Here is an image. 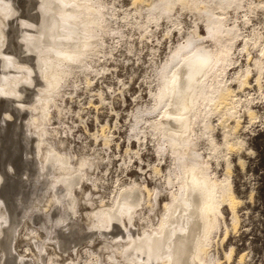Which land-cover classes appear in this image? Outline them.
<instances>
[{
    "label": "rangeland",
    "instance_id": "rangeland-1",
    "mask_svg": "<svg viewBox=\"0 0 264 264\" xmlns=\"http://www.w3.org/2000/svg\"><path fill=\"white\" fill-rule=\"evenodd\" d=\"M6 1L8 5L11 4L10 7L12 8L8 10V14L12 15H9L8 25L5 26V34L10 37L11 45L9 46L10 48L0 47V65L10 68L11 65L13 66L12 59H17L18 55H21L22 59L26 58L22 56L21 48L26 47L27 49H23V52L29 54L33 49L31 47L43 46L41 43L37 45L33 43L20 45L16 41H19V38L21 42H24L22 39L29 41L28 35L29 37L37 35L36 37H41L44 41V36H41V32H43L42 22L44 21L42 17H45V19L47 18L48 13H45L44 8L51 0ZM101 1L103 2V0ZM151 1L152 0H143L142 3H134L133 0L104 1L106 4L105 10L107 11L109 7L111 8L108 10L109 18L112 17L108 22V24H110L109 28H111L113 23V29L111 28L113 32L109 31L106 34L108 39L106 36L104 37L106 39H104L105 41L100 48L105 50H100L101 52L94 57V59L97 58V61L96 59L92 61V63L94 62V66L92 64V70H90L91 68L86 69L83 74L82 71H80L75 74V77L74 75H70L66 85L62 82L64 86L61 90L64 92L62 91L61 93L63 94L57 99L56 103L58 109L52 107L50 104V114L48 117H44L45 112H40L41 110H39L37 106L38 101V103L42 102L43 104L47 100L45 93L48 91H46V89L50 88L49 84H51L49 80L45 79L43 72L39 71V63L42 59L40 52L37 54L36 61L38 63V71L40 72L38 73L39 79H33L30 85L25 83V86L21 88L23 90L25 89V95L23 94V97L20 98L22 101H15L14 103L15 107L18 109L21 108V106L25 108L24 113L26 115L23 116L21 129L16 127L20 122V120L16 118V116L18 117L17 111H15V109H10L11 106L7 101H0V116H2V118L3 116L7 117L6 122L0 119V162H11L17 166L18 172L20 173L18 174L19 179L15 181H12L10 178L8 179L9 184L5 192L9 202L11 203L13 201L11 203V208L15 211L16 220L14 223L15 231L11 235L10 241L5 244V246L7 245L9 247L11 242L10 249L7 246L4 249L0 247V264H36L35 262L37 261H41L40 264H61L60 262L50 263L48 257L53 251L60 252L61 249L66 247V252L62 254L65 256H63L65 259L67 257H72L75 264H92L96 257L91 251H95V249L101 245L104 236L102 231L100 233L98 232V235L96 233L94 240L92 239L91 241L88 239V234L92 232L89 223H92L94 220L96 222V219L93 218L91 222L87 221L83 211L84 209L90 211L91 205L85 203V199L93 198L96 200V204L99 198H105L106 201L110 199L111 201V198L113 199L116 193L120 192L123 188L131 187L135 184L142 185L144 183L147 188L154 189L157 184L161 183L168 187L167 189L170 188L171 185L167 184V182L165 183V178L168 173H170L169 168L172 166L171 157L168 156V154L159 156V154L155 152L156 139H154L150 133L146 135V128L141 129L144 120L134 124L136 119L135 114H140L144 118L148 116L145 110L155 103V99L151 96L153 91H157L158 69H160L162 62L170 57L169 54L172 52L171 50L177 47L178 44L184 42L189 34L202 35L206 31L201 20L197 21L194 12H188L187 9H181L177 5L171 12L172 14L170 13V18H160L157 20V23L156 21H152L153 23L150 21L145 24V15L148 11L149 3H152ZM244 2L243 8H239L236 11L232 9L229 10L228 23L236 22L235 24L239 26L242 34L244 32L243 36L258 35L260 36V40L258 46L257 44L252 45L251 42L248 44V54L246 49L242 50L244 41L242 42L241 39L235 41L232 55L235 63L229 65L225 72V76L229 77V81L234 91H236V99H239V103L236 106V116L239 117L240 125H238L239 127L237 126V128H233V130L231 127H228L231 130L228 128L226 129L224 124H221V121L219 125L220 115L214 114L211 119L212 125L214 126L210 133L218 146L217 157H215L218 159L215 160L212 158V160H210V157H207V151L203 144L200 146V150L203 152L199 150L204 159L209 160L211 166L210 170L217 178L223 179L226 176V172L229 173L230 171L229 180L231 182V188L235 197L240 201V203L238 201V205H236L235 209L237 213V222L235 224L232 223V213L228 205H221L223 218L220 220L219 230L217 233L213 234V246L211 247L212 253L219 259L220 264H264V54L261 55L259 53L260 51H258L260 49L259 45L263 43L261 49L264 52V0H244ZM43 4L45 5L43 6ZM147 4L148 6H146ZM2 7L3 4L0 1V8ZM39 13L40 15H38ZM245 19H248V21ZM142 21L144 22L143 26H141ZM144 25L147 26L146 29ZM56 26L57 25L53 26L54 28L52 27L53 29L51 31L54 36L55 33H57L55 30H57L56 28L58 26ZM137 26H139V28ZM118 29L120 31H118ZM117 32L120 34L118 37ZM108 40L109 44L107 42ZM205 44L210 45L211 43L205 42ZM108 45L111 46L109 47ZM102 53L105 54L101 56ZM14 56L16 58H13ZM98 58H101L100 61H98ZM257 59L262 60L263 67L260 70V74H258V67H256L254 62V60ZM12 66L11 69H13ZM16 70L18 72L22 71V69ZM247 70H249L250 74L248 77V86H243L242 89H240L239 84L236 82L234 83L233 80H235L234 78L237 74L244 76ZM2 73L0 68V87L9 83L8 85H11L13 88L15 84L10 81L12 78H9V76L11 77L12 75L13 77L18 74L14 72L9 73L7 71H5V75H2ZM36 75L37 74L34 73L33 77ZM258 75L260 76L259 82H256V77ZM85 77L88 79L86 80ZM12 83L14 85H12ZM34 86L36 89H33ZM22 102L26 104L24 103L23 105ZM19 105L21 106L19 107ZM247 108L253 111L256 115L255 118L250 119L248 114L244 113ZM38 112L42 115H39ZM24 113L21 112L22 115ZM36 115L43 117L39 118ZM32 118L38 119V122L41 120L42 122L40 121L38 124L40 125L42 123L41 125L44 127V131L47 132L42 133L43 135L39 133L36 134L35 140L37 145L33 144V152H35L37 156L40 153L44 155V147L49 145L52 146V150L48 156H50L49 160H54V167L51 165L49 171L51 172V176L55 177V179L57 178L59 180L62 178L61 180L64 181L57 183L56 193L66 196L67 193H69V198L72 202V208L69 210L75 212L74 215H69L70 218L67 217L62 221L58 220L59 216H65L67 208H63L57 202H54L47 212L35 207L36 202L45 204L47 196L51 195L53 197L55 189L50 186L48 181H45L46 177L48 180L45 168L40 169L39 164L36 165L37 167L31 166L29 163L27 164L30 159V153L27 152L30 149V144L26 143L25 135L28 134L26 125L28 124L27 126L29 128L31 126V130L36 131L38 129L35 125L33 127V125L30 124ZM146 125L147 123H145L144 126ZM139 126H141V128ZM223 128L225 129L223 130ZM50 129L53 130L55 134H50L48 132ZM223 132H228L229 136H227V133L224 135L225 133ZM60 136L64 140L63 144L60 143ZM151 137L154 139L153 141ZM226 138L232 143L231 145H225ZM38 140L40 141L39 143ZM41 140H44L43 143ZM239 142H242L241 145H236ZM241 146L242 149L240 150ZM203 147L204 149H202ZM226 147H229L228 150ZM25 156L28 157V160H25ZM59 157L60 159L63 157V159H61L62 161L64 160L65 163L67 161L68 165H73L72 167H76L75 169L78 170V173L68 178L69 180L71 178L73 182L72 185L67 183L69 180L67 177L61 176L62 171L57 168L62 162ZM226 160L229 161L231 170L230 168L229 170L225 169ZM26 171L30 174V179L27 178L25 180ZM157 171H159V173ZM82 172L88 173V177L83 176ZM170 175L172 176L173 174L171 173ZM75 179H78L75 181L77 182L76 184L74 182ZM39 180L40 182H38ZM43 182L45 184H43ZM134 190L136 198H138L140 196L138 187L135 186ZM26 191L27 193H25ZM165 192L166 190L160 193V195L156 192L153 193V197L157 196L159 199L160 205L155 211L164 209V202L168 201V196ZM139 200L137 199L139 204L136 207V210H138L136 214L133 212L134 214H132L131 217L124 214L120 218L121 221H116L117 227L119 226V228L122 229L123 225L130 227L133 224L139 227L141 224L140 222L144 223L140 218L145 215L148 209L143 208V212L140 213L142 204L140 197ZM29 202L32 204L30 205ZM55 205L56 209L54 210ZM17 212L22 217L17 215ZM37 212L41 216L38 215ZM118 223L121 224L119 225ZM128 223L132 225L129 226ZM154 223H157V218L154 220ZM28 225H30L32 229H29ZM59 228H62L61 231H59ZM225 228H227V234L225 233ZM0 235L1 243L5 239L3 238V234ZM55 238L57 240H55ZM77 239L81 240L80 243L76 242L78 241ZM33 242L35 245L32 244ZM37 245L39 247L38 249H36ZM230 250V258H228ZM34 253L38 256L39 260L34 259ZM102 255L106 259L105 252H102ZM241 255L242 258L240 259ZM88 261H90V263ZM104 261L106 264H114L107 259Z\"/></svg>",
    "mask_w": 264,
    "mask_h": 264
},
{
    "label": "bare ground",
    "instance_id": "bare-ground-1",
    "mask_svg": "<svg viewBox=\"0 0 264 264\" xmlns=\"http://www.w3.org/2000/svg\"><path fill=\"white\" fill-rule=\"evenodd\" d=\"M0 1L3 4V7L0 8V47L7 48L11 45V43L10 37L5 34V26L8 25V17L10 15L8 14V10L12 8L10 7L11 4L8 5V2L6 0ZM104 1L105 0H103V2L101 0H51V2H47L48 4L45 7L46 10L43 7L45 13H48V16L46 19L45 17H42L44 18L42 19L44 21H41L43 24L40 22L42 24L43 31L41 32V36H44L46 40L44 39L43 41L41 37H36L37 35L29 37L28 34H25L28 35L27 37L30 39L29 41L22 39V41L24 42H21L20 38L18 39L19 41H16L20 45H27L29 43H33L36 45L40 43L43 44L42 47H31L33 49L31 50V53L28 52L29 54L23 52V49H25L26 47L21 48L23 52H21V54H23L22 56L26 57L24 59H22L21 55H18L17 57V54L14 52L16 54L15 56L17 57V59H12L13 66H11L13 69H11V66L9 68L8 66L5 67L3 65H0V68L3 72L2 75H5V71L9 73L14 72L18 74L13 77L12 75L11 77L9 76V78H12L10 79V81L15 84L13 88L11 85H8L9 83L0 87V101H7L8 104H10L11 106L10 109H15V111H17L18 113V117L16 116V118H18L20 122L17 124L16 127H18L19 129L22 128L23 116L26 114L24 113L25 108L19 105V107L21 106V108L18 109L17 107H15L14 103L15 101L19 102V100L22 101V99L20 98L23 97L22 95L24 94L25 89L23 90L21 88L25 86V83L29 85L32 84L33 79H39V71H42L45 79L51 82V84H49L50 88H48L49 85L47 84L48 89H46V91H48L45 93V97L49 102L47 100L43 104L42 102H37V106L39 110H41L40 112L44 111V117H48L50 114V104L52 105V107L58 109V105L56 102L58 97L63 94L61 93L63 91L61 90V88L66 85L69 80V76L74 75L75 77V74L80 71H82L83 74V72L89 68H91L90 70H92V64L94 63H92V61L95 59L97 61V58L94 59V57H96L101 52L100 50L102 49L100 48L105 41L104 39L107 38L106 34L109 31H112L113 29V23L111 25L112 29L109 28L110 24H108L109 20L112 18H109L108 16V10L111 8L109 7V9L106 11V4L104 3ZM142 1L143 0H133L134 3H142ZM151 2L152 3H149V6L148 4L146 5L148 6V11L145 15V24L150 21L151 23H153L152 21H156L157 23V20L160 18H170L172 14L171 12L177 5L181 9H187L188 12H194L197 21L201 20V22L204 24L203 27L206 32H204V34L202 35H188L186 32V34L188 35L185 38L186 40L181 44H178L177 47L171 50L172 52L169 54L170 57L163 61L162 65L160 66V69H158L159 72L157 73V91H153L154 93L152 92V96L150 93V96L155 99H153L155 103L153 104V106L148 109L146 108L145 110V112L148 113V116L144 118L140 114H135L136 119L134 124L139 123L141 120H144V124H142L143 126L141 125L142 128L141 126L139 127L141 129L146 128V135L147 133H150V135L154 137V139H156L155 152H157L159 156H162L163 154H168V156L171 157L172 166L171 168H169L170 173H168L167 177L165 178V183L167 182V184L171 186L169 189H167L168 187L160 183L157 184L154 189H149L144 183L142 185H138L133 182L135 184H133L134 186L125 188L122 187L123 189L120 192L116 193L113 199L111 198V201L110 199L106 201L105 198H99L98 203L96 204V200L93 198H87L85 199V201L83 200L85 203H89V205H91L90 211L87 209H84L83 211V213L86 215L87 221L91 222L93 218L96 219V222L94 220L92 221V223H89L92 232L88 234V239H90L91 241L92 239L94 240V236L96 235V233L98 235V232L100 233L102 231V234L104 236H102L103 241L101 245H99L97 249H95V251H91L95 254L96 257L95 261L93 260L94 263L92 264H106L104 261L106 259L112 261L114 264H220L219 259L212 253L211 247L213 246V234L217 233V231L219 230L220 220L223 218L221 205H228L232 213V223L235 224L237 222V213L235 209L236 205H238L239 200L237 199V197H235L231 188V182L229 180L230 171L229 173L226 172V176L223 179L217 178L215 174L210 170L211 166L209 160L204 159L201 153L203 151L200 150V146L202 144L204 145L207 151V157H210V160H212V158H214L215 160L218 159L215 158L217 157L218 146L210 133L214 126L211 122V119L213 118L212 116L214 114L220 115L219 125L221 121V124H224V127H226V129L228 127H231L233 130V128H237V126L240 125L239 117L236 116V106L239 103V99H236V91H234L233 86L229 81V77L225 76V72L229 65L235 63V60L232 58L235 41L239 39H241L242 42L244 41V46L242 50L246 49V52L248 54V44L251 42L252 45L257 44L258 46L260 36H243L244 32L242 34L239 26L235 24L236 22L228 23L229 10L232 9L236 11L239 8H243L242 6L245 3L244 0H152ZM44 5L45 4H43V6ZM38 15H40V13ZM246 21H248V19ZM144 22H141V26H143ZM55 25H57L58 27L56 26L57 30L55 31H57V33H55L54 36L51 31L54 28L53 26ZM144 26V28L146 29L147 26ZM137 27L139 28V26ZM118 31L120 30L118 29ZM119 35L120 34H118L117 37ZM105 36L106 38H104ZM107 42L109 44V40ZM205 42H210L211 44L206 45ZM108 46L110 47L111 45ZM259 46L260 49L258 48V51H260L259 53L263 55L264 52L261 49L263 43H261ZM39 52L41 54L42 59L40 60V70L38 71L39 68L37 67L38 63L36 61L38 56L37 54ZM104 54L105 53H102V55H100L103 56ZM15 56L13 58H16ZM100 59L98 58V61H100ZM254 62L256 67H258V74H260V70L263 67L262 60L257 59L254 60ZM16 69H22V71L18 72ZM34 73L37 74L35 77H33ZM249 75V70L246 71V74L244 76L237 74L233 82L238 83L240 89H242L243 86H246L248 84ZM87 77H85L86 80L88 79ZM259 77V75L256 77V82H259ZM62 82L64 85L62 84ZM13 83L12 85H14ZM34 88L35 86L33 87V89ZM21 112L24 114L22 115ZM40 112H38L39 115H42L40 114ZM244 113H247L250 119L256 117L253 111H251V109L249 108L245 109ZM39 115L36 116L39 117ZM34 118H32L30 124L33 125V127L35 125V127L38 128L36 131L31 130V126L29 128L27 126L28 124L26 123V131L28 134H26L25 137L26 143L30 144V149L28 147L29 150L27 151L28 153H30V159H27L28 157H26V153L25 160H28L27 164L29 163L31 166L37 167L36 165L39 164L40 169L45 168L48 176V180L46 177L45 181H48L50 186L55 189V194L53 197L51 195L47 196L45 204L41 202H36L35 207L47 212L50 206L54 202H57L63 208H67L65 216H59L58 220L62 221L67 217L70 218L69 215L71 214L72 216L75 214V212L69 210L72 208V202L69 198V193H67V196L63 194L58 195L56 193L57 183L63 180H61L62 178H60L59 180L57 178L55 179V177L51 176V172L49 171V167L51 165H54V160H49L50 156H48L50 151L52 150V146L45 145L46 147H44V155L40 153L37 156V154L33 152V144L37 145L35 140L36 134L39 133L41 135L42 133L46 132L44 131V127L41 125L42 123L40 125L38 124L41 120L38 122V119ZM6 120L7 117L3 116L2 121L6 122ZM145 123H147L146 126H144ZM224 129L225 128H223V130ZM48 132L50 134H55L53 133L54 131L51 129L50 131L48 130ZM228 132H226L227 136H229ZM226 133L224 135H226ZM154 139H152V141ZM39 142L40 141L38 140V143ZM60 143H64V140L61 136ZM241 143L242 142L235 144L239 146L241 145ZM231 144L232 143H230L226 138L225 145L229 146ZM204 147L202 149H204ZM228 148L229 147H226L227 150ZM241 149L242 146L240 150ZM61 159H63V157ZM66 163L63 160L60 165L57 166V168L62 171L61 176L67 177L68 179L72 175L78 173V170L75 169L76 167L73 168V165H68V163L66 165ZM225 165V169L229 170V161L226 160ZM157 172L159 173V171ZM25 173L26 174L24 179H30V174L27 171ZM171 173L173 174V177L170 175ZM18 174L20 173L18 172L17 166L12 164L11 162H0V234H3V238L5 239L0 243V247H2L3 249L7 246H5V244L10 241V238L12 237L11 235L15 231L14 223L16 220L15 211L11 208V203L13 201L11 203L9 202V200L7 199L8 196L6 197L5 192L7 191L6 188L9 184L8 179L10 178L12 181H15L19 179ZM82 175L87 176L88 173L82 172ZM77 180L75 179L74 182ZM38 182H40V180ZM67 183H69L70 185L73 184L71 178ZM76 183L77 182H75V184ZM43 184L45 183L43 182ZM135 186L138 187V191H140L139 197L142 202V204L140 203V213L143 212V208H147L148 211L145 210V215L140 218V220L142 219L144 223L140 222L141 224L139 223V227H137L138 225L136 226L130 223V225L133 226L132 227L128 223L130 227L123 225V228L121 229L119 228V226L117 227L116 221L120 220V218L124 214L129 215L131 217V215L134 214L133 212H135L136 214V211H138L136 210V207L139 204V202L137 201V199L139 200V197L136 198V193L134 190ZM164 190H166L165 193L168 196V201H163V210L155 211V209L160 205L159 199L157 198V196L153 197V193L156 192L158 193V195H160V193H162ZM25 193H27V191ZM31 202H29L30 205L32 204ZM55 209L56 205L54 206V210ZM17 215H19V213ZM38 215L40 214L38 213ZM156 218L157 223H154V220ZM28 228L32 229L30 225H28ZM61 229L59 231H61ZM226 232L227 228H225V233ZM55 240L57 239L55 238ZM80 241L81 240H78L76 242L80 243ZM34 242L32 244H34ZM10 247L11 242L8 248L10 249ZM38 248L39 247L37 245L36 249ZM66 250L67 247L61 249L60 252L53 251L48 257L49 262H60L61 264H75L73 262L72 257H67L65 259V256L62 255L66 252ZM102 252H105L106 259L103 257ZM230 254L231 250L228 255V258H230ZM33 257L34 259H38V256L35 253L33 254ZM241 258L242 255L240 256V259ZM37 262L35 263L37 264ZM40 262H38V264H40ZM42 262L44 263L43 260ZM88 262L90 263V261Z\"/></svg>",
    "mask_w": 264,
    "mask_h": 264
},
{
    "label": "snow or ice",
    "instance_id": "snow-or-ice-1",
    "mask_svg": "<svg viewBox=\"0 0 264 264\" xmlns=\"http://www.w3.org/2000/svg\"><path fill=\"white\" fill-rule=\"evenodd\" d=\"M0 119H2V116H0Z\"/></svg>",
    "mask_w": 264,
    "mask_h": 264
}]
</instances>
